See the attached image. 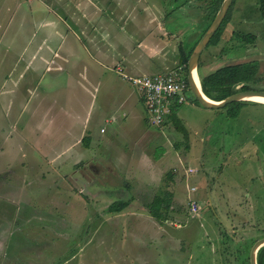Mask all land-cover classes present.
Wrapping results in <instances>:
<instances>
[{
    "label": "rangeland",
    "instance_id": "1",
    "mask_svg": "<svg viewBox=\"0 0 264 264\" xmlns=\"http://www.w3.org/2000/svg\"><path fill=\"white\" fill-rule=\"evenodd\" d=\"M216 2L0 0V215L10 220L16 203L34 219L0 237V264H251L264 239V105L230 116L190 91L176 109L185 139L150 123L122 77L178 68ZM241 63L256 64L250 86L264 91L259 0L233 1L219 45L199 61L204 75ZM165 192L174 197L161 225L148 205ZM120 201L129 206L111 213Z\"/></svg>",
    "mask_w": 264,
    "mask_h": 264
},
{
    "label": "trees",
    "instance_id": "2",
    "mask_svg": "<svg viewBox=\"0 0 264 264\" xmlns=\"http://www.w3.org/2000/svg\"><path fill=\"white\" fill-rule=\"evenodd\" d=\"M224 0H217V6L215 13L213 15V20L216 17L217 12L219 11ZM259 9L264 20V0H259ZM231 7L228 11V14L223 21L220 29L215 34L210 44L208 45H219L222 34L224 32V27L227 23L230 22ZM203 37V36H202ZM238 38L242 44H253L256 42L257 38L255 35H242L237 34L234 36ZM197 45V44H196ZM195 45V47H196ZM195 47L189 52L186 53L184 49L180 50L179 66L185 68L186 73L188 74V62L195 49ZM199 68V77L201 80L202 90L205 95L213 101H222L227 97L236 94L240 91L254 90L251 88L250 83L257 80L258 68L256 64L241 63L233 64L222 67L214 72L204 75L201 73V64ZM241 86L239 89L238 87ZM249 104L248 102H238L232 103L225 107L229 109L230 116H237L245 105ZM168 122L173 124L177 131L183 134L185 139H188L189 133L184 125L183 121L178 117L176 110L172 111L169 115ZM89 140L87 139L86 142ZM88 146V143H86ZM173 194L170 192H165L157 195L153 201L148 205L149 215L155 219L161 225L168 220L169 212L171 211V200ZM129 206V202H116L109 207L111 213H120ZM258 264H264V247L258 252Z\"/></svg>",
    "mask_w": 264,
    "mask_h": 264
},
{
    "label": "built area",
    "instance_id": "3",
    "mask_svg": "<svg viewBox=\"0 0 264 264\" xmlns=\"http://www.w3.org/2000/svg\"><path fill=\"white\" fill-rule=\"evenodd\" d=\"M183 69L178 66L168 72L140 75L122 72L123 79L139 93L140 101L153 125L164 126L172 111L187 101V93L192 90L188 74ZM191 191H196V188H191ZM189 205L193 213L201 209L196 200H191Z\"/></svg>",
    "mask_w": 264,
    "mask_h": 264
},
{
    "label": "water",
    "instance_id": "4",
    "mask_svg": "<svg viewBox=\"0 0 264 264\" xmlns=\"http://www.w3.org/2000/svg\"><path fill=\"white\" fill-rule=\"evenodd\" d=\"M233 1L234 0L223 1L215 20L213 21L209 29L206 31V33L199 41L198 45L194 49L188 62V81L191 90L197 101L206 109L218 110V109H223L232 103L252 102V99L255 97L264 98V91L247 90V91L237 92L236 94H233L222 101H213L210 98H208L203 92L200 78H199L200 86L199 84H197L195 80V73L198 74V66L201 55L204 52V50L208 47L215 34L220 29L223 21L225 20L228 14L230 7L232 6ZM238 88L240 89L241 86H239ZM263 247H264V239L258 240L253 245L250 254L251 264H258V259H257L258 252Z\"/></svg>",
    "mask_w": 264,
    "mask_h": 264
},
{
    "label": "flooded vegetation",
    "instance_id": "5",
    "mask_svg": "<svg viewBox=\"0 0 264 264\" xmlns=\"http://www.w3.org/2000/svg\"><path fill=\"white\" fill-rule=\"evenodd\" d=\"M5 204L7 205V203H5ZM14 204H16V203H14ZM14 204H12L11 206H6L8 210L13 212V216L10 220L4 218L3 212L0 215V217H1L0 237H1V240L3 239L4 241H5V238H7V235L10 231H14V230H18V229L22 230L23 225H26L27 223L29 224V223H31V221L34 220V219L33 220L31 219V216H28V217L22 216V219H21L20 215H16V210H15ZM4 208H5V206H3V210H4ZM7 222H9L8 225H7ZM23 230H25V228ZM1 240H0V242H1ZM6 243H10L9 240L6 241ZM1 251H2V248L0 246V252Z\"/></svg>",
    "mask_w": 264,
    "mask_h": 264
},
{
    "label": "crops",
    "instance_id": "6",
    "mask_svg": "<svg viewBox=\"0 0 264 264\" xmlns=\"http://www.w3.org/2000/svg\"><path fill=\"white\" fill-rule=\"evenodd\" d=\"M249 104H247V105H250V104H252V105H255V104H257V105H264V104H261V103H256V102H248ZM246 106V105H245ZM191 170V169H190ZM193 171H195L194 169H192ZM196 172V171H195ZM191 188H193V187H190L189 188V194H194L195 192L197 193L199 190L196 188V191H191ZM213 198L211 197V195H210V202H212L213 200H212ZM194 200H196V198H194ZM196 201H198V200H196ZM221 203V202H220ZM239 205H243V202L242 201H240L239 202V204H238V206ZM224 215V214H223ZM226 215V214H225ZM224 215V216H225ZM233 214H231V213H229V215H227V219H228V221H227V223H228V225L227 226H233L234 224H235V221L233 220ZM233 228H236V225L235 226H233ZM242 231H244V229H241V228H237V230H235V231H233V232H239V234H246L245 232H242ZM259 240V239H258ZM240 253H241V255L243 256V257H246L245 255H246V248H245V246H243V247H241L240 248ZM243 251V252H242ZM236 252H238V250H236ZM250 258V257H249Z\"/></svg>",
    "mask_w": 264,
    "mask_h": 264
},
{
    "label": "bare ground",
    "instance_id": "7",
    "mask_svg": "<svg viewBox=\"0 0 264 264\" xmlns=\"http://www.w3.org/2000/svg\"><path fill=\"white\" fill-rule=\"evenodd\" d=\"M198 74L195 73V80H196L197 84H199V86H200V80H199L200 77H199ZM252 102L263 103L264 104V98L263 97H255V98L252 99Z\"/></svg>",
    "mask_w": 264,
    "mask_h": 264
}]
</instances>
